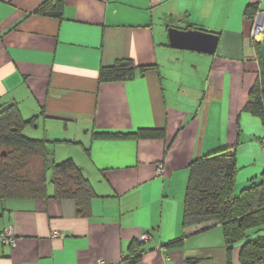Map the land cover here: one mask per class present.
Listing matches in <instances>:
<instances>
[{"label":"crops","instance_id":"obj_1","mask_svg":"<svg viewBox=\"0 0 264 264\" xmlns=\"http://www.w3.org/2000/svg\"><path fill=\"white\" fill-rule=\"evenodd\" d=\"M48 1L0 0V106L35 118L24 129L53 142L56 163L80 167L94 197L89 217L71 199L1 201L0 231L10 226L15 245H0V264H120L143 235L137 264H227L219 225L182 229L183 200L190 163L226 147L236 152L234 194L264 172V125L243 110L259 72L245 12L263 13L264 0H64L38 14ZM172 27L214 35V53L171 48ZM118 60L150 69L99 84ZM141 129L164 137L95 138Z\"/></svg>","mask_w":264,"mask_h":264},{"label":"trees","instance_id":"obj_2","mask_svg":"<svg viewBox=\"0 0 264 264\" xmlns=\"http://www.w3.org/2000/svg\"><path fill=\"white\" fill-rule=\"evenodd\" d=\"M54 2V4H51ZM64 0H50L36 11L52 16L55 9L63 8ZM259 7L248 6L245 15L252 20ZM46 13V14H45ZM60 15V12L57 13ZM259 72L249 92L243 110L257 117L264 125V62L260 44L252 42ZM149 67H137L129 60H118L112 66L98 72V83L123 82L143 75ZM35 118L23 120L16 103L0 106V201L7 199H71L77 214L89 217L90 203L94 193L80 167L67 159L55 163L49 152L47 140H31L23 135ZM160 129H141L135 134H99L96 139H163ZM235 147L224 148L194 159L189 167V176L183 200L181 227L219 225L226 245L227 264H231L232 247L243 242L239 248V264H264V234L247 240V233L264 227V172L258 182L234 194L238 167ZM51 171L53 187L48 194L47 172ZM169 247H179L180 242ZM144 252L143 243L133 241L127 256L120 264H137Z\"/></svg>","mask_w":264,"mask_h":264},{"label":"water","instance_id":"obj_3","mask_svg":"<svg viewBox=\"0 0 264 264\" xmlns=\"http://www.w3.org/2000/svg\"><path fill=\"white\" fill-rule=\"evenodd\" d=\"M259 16L264 17V13ZM170 47L174 49L195 51L204 54H213L215 49L216 37L214 35L194 31L192 29L180 30L177 28L168 29ZM259 53L264 62V38L260 43Z\"/></svg>","mask_w":264,"mask_h":264},{"label":"built area","instance_id":"obj_4","mask_svg":"<svg viewBox=\"0 0 264 264\" xmlns=\"http://www.w3.org/2000/svg\"><path fill=\"white\" fill-rule=\"evenodd\" d=\"M250 38H251V42L258 43V44L261 43L262 39L264 38V21L262 22V24H258L256 22V17L253 18L252 26L250 30ZM260 145L262 149L264 150V139L260 140ZM163 172H164L163 165L157 164L156 176L161 177L163 175ZM149 239L150 238L148 235H143L139 238L138 241L140 243H143ZM0 245L10 246L11 248L14 247L15 237H14V232L10 226H6L0 231Z\"/></svg>","mask_w":264,"mask_h":264},{"label":"rangeland","instance_id":"obj_5","mask_svg":"<svg viewBox=\"0 0 264 264\" xmlns=\"http://www.w3.org/2000/svg\"><path fill=\"white\" fill-rule=\"evenodd\" d=\"M260 13H262V12H260ZM264 13V12H263ZM252 21H253V19H252ZM25 130V131H24ZM23 130V135L26 137V138H28V139H31V140H35V139H40V137H42V133H40V131H32V130H26V129H24ZM40 135V136H39ZM41 139H43V138H41ZM49 146H50V148H51V151L49 150V152L51 153V155H52V157H53V160H54V162H55V157H54V153L52 152V150H53V147H54V144H52V143H50L49 144ZM56 163V162H55ZM51 171H48L47 172V179H48V184H47V187H48V189L51 191L52 189H53V187H52V185H51V183H50V176H51ZM254 237H256V235L254 236V235H251V236H249L248 238H247V240H249V239H251V238H254ZM242 243L243 242H241V243H238L237 244V246H239V248H240V246L242 245ZM238 260V257L236 256V253H234V256H233V261H234V264H239V262L237 261Z\"/></svg>","mask_w":264,"mask_h":264}]
</instances>
